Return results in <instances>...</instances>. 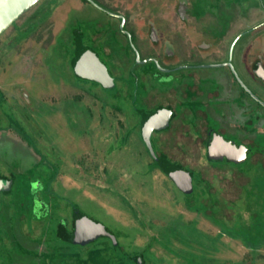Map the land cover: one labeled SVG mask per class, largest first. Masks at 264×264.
<instances>
[{
	"label": "rangeland",
	"instance_id": "1",
	"mask_svg": "<svg viewBox=\"0 0 264 264\" xmlns=\"http://www.w3.org/2000/svg\"><path fill=\"white\" fill-rule=\"evenodd\" d=\"M118 23L85 0H40L0 36V176L13 181L1 198L0 264H132L134 252L147 264H264V163L208 162L198 135L162 133V151L192 170V191H182L141 139L126 95L146 89ZM100 24L114 89L81 81L70 64L73 32L90 45ZM150 85L165 94L158 103L170 100ZM212 107L208 121L217 127L221 108ZM255 129L245 125L251 155L264 153ZM74 208L116 242L102 237L85 249L59 241L56 228Z\"/></svg>",
	"mask_w": 264,
	"mask_h": 264
},
{
	"label": "flooded vegetation",
	"instance_id": "2",
	"mask_svg": "<svg viewBox=\"0 0 264 264\" xmlns=\"http://www.w3.org/2000/svg\"><path fill=\"white\" fill-rule=\"evenodd\" d=\"M85 1L119 22L116 27L118 35L126 39L125 44L134 54L136 79L146 93L134 95L133 99L127 93L126 97H129L131 111L139 118L138 128L147 149L143 138L144 117L154 120L151 116L157 113L170 114L166 124L161 117L160 127L151 134L156 157L149 149L148 152L155 162L165 160L192 172L162 151L159 135L178 130L202 139L208 162H216L210 158L209 149L220 136L223 141L244 149L245 162L251 159L264 163V153L250 154V146L255 139L245 130V125L253 123L254 132L264 136V0H99L111 4V9L96 0ZM104 25L111 28L109 23ZM103 28L100 24L90 45L85 43L81 30L73 32L74 50L70 64L81 81L114 89L117 77L111 73L102 56L109 57L113 53ZM30 56L26 57L29 64L32 63ZM103 67L112 78L104 84L95 80L103 73ZM151 81L162 86L161 91L166 89L165 92L171 93L167 97L169 101L158 103V98L163 100L165 94L152 87ZM208 84L211 88L205 89ZM214 104L219 105L221 111L213 116L223 122L217 127L208 121L210 113H216L212 107ZM229 104L232 113L227 116ZM186 118L194 119V122H188ZM229 130L242 133L239 142L226 137ZM155 142L159 144V151L154 146ZM219 161L234 163L226 157ZM0 179L12 181L4 176ZM12 186L7 192H11ZM7 192H0V218L1 198ZM35 197L40 199L39 195ZM76 212L86 216L74 208L69 221H64L72 235L78 217ZM78 220L84 221L80 216ZM137 259L138 264L139 259L143 262L142 257Z\"/></svg>",
	"mask_w": 264,
	"mask_h": 264
},
{
	"label": "water",
	"instance_id": "3",
	"mask_svg": "<svg viewBox=\"0 0 264 264\" xmlns=\"http://www.w3.org/2000/svg\"><path fill=\"white\" fill-rule=\"evenodd\" d=\"M40 0H0V36L7 31L14 23H16L24 14H26L32 7H34ZM102 68V66H100ZM77 71H79L78 65L76 66ZM102 72V71H101ZM104 76V77H103ZM95 78V77H94ZM95 80L100 83H105L107 81H112L106 68L103 67V73L99 75V78ZM169 114V113H168ZM170 115V114H169ZM169 115L165 113H157L150 117H144V128H143V138L147 143L148 149L150 150L152 156L156 157L155 152L151 144V134L154 129L159 128V124L155 121L159 116H163L167 123ZM150 118V119H149ZM148 119V120H147ZM147 120V122H146ZM164 124V125H165ZM210 158L214 161H219L226 157L232 162H242L245 160L244 149L237 147L234 143H227L221 139L219 136L218 140L213 142V145L209 149ZM160 168L175 182H179L181 185H187L190 189L192 188V175L190 171H186L177 166H173L165 160H157ZM12 181H6L0 179V192H7L11 189ZM77 222L72 239L80 244H87L89 242L95 241L100 237H109L114 242L116 238L111 234L107 228L99 223H96L86 216H83L80 212H76ZM79 216L84 219L82 225L81 220H78ZM82 230V231H81ZM139 264H143L142 260L139 259Z\"/></svg>",
	"mask_w": 264,
	"mask_h": 264
},
{
	"label": "trees",
	"instance_id": "4",
	"mask_svg": "<svg viewBox=\"0 0 264 264\" xmlns=\"http://www.w3.org/2000/svg\"><path fill=\"white\" fill-rule=\"evenodd\" d=\"M156 164H157V166L160 168V166H159V164L156 162ZM161 169V168H160ZM162 170V169H161ZM163 171V170H162ZM191 175L193 176V174H192V172H191ZM193 179V178H192ZM173 181V180H172ZM193 181V180H192ZM174 183L177 185V186H179V188L182 190V191H185V192H187V193H190L191 191H192V188L190 189L187 185H181L179 182H175L174 181ZM194 183V182H193ZM192 183V184H193ZM62 220H61V223L58 225V227L56 228V233H55V237L57 238V239H59V241H62V242H64V243H67V244H69V245H72V246H80V245H77V242H75L73 239H72V234H71V232L66 228V226H65V223L66 222H64L65 220H64V218H61ZM111 240V239H110ZM94 241H92V243H93ZM111 242H113L112 240H111ZM92 243H87V244H83L84 246H82V248H85V249H87V248H89V246L92 244ZM113 245H114V247L115 246H117V248H118V244L116 243H113ZM61 249H58V250H60L61 251V253L63 254L64 252H65V249H64V247H60ZM64 251V252H63ZM74 254H75V252H73ZM134 253H136V252H134ZM134 253H132L131 254V256H129V260H130V262L132 263V264H138V257H142V259H143V264H147V261H146V259H145V257H144V254L143 253H139V254H134ZM120 264H122V263H120Z\"/></svg>",
	"mask_w": 264,
	"mask_h": 264
},
{
	"label": "bare ground",
	"instance_id": "5",
	"mask_svg": "<svg viewBox=\"0 0 264 264\" xmlns=\"http://www.w3.org/2000/svg\"><path fill=\"white\" fill-rule=\"evenodd\" d=\"M160 120H161V116L158 117V118L156 119L155 123H158V124H159ZM82 223H83V222H81V225H82ZM81 231H82V230H81Z\"/></svg>",
	"mask_w": 264,
	"mask_h": 264
}]
</instances>
